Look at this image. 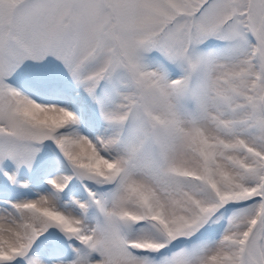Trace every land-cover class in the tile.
<instances>
[{"label": "snow or ice", "instance_id": "snow-or-ice-1", "mask_svg": "<svg viewBox=\"0 0 264 264\" xmlns=\"http://www.w3.org/2000/svg\"><path fill=\"white\" fill-rule=\"evenodd\" d=\"M0 264H264V0H0Z\"/></svg>", "mask_w": 264, "mask_h": 264}]
</instances>
